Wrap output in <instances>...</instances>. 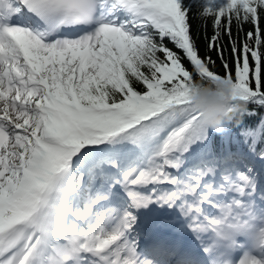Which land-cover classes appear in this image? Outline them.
Here are the masks:
<instances>
[{
    "label": "snow or ice",
    "instance_id": "6c2138e0",
    "mask_svg": "<svg viewBox=\"0 0 264 264\" xmlns=\"http://www.w3.org/2000/svg\"><path fill=\"white\" fill-rule=\"evenodd\" d=\"M194 2L224 75L184 0H0V264H264V0Z\"/></svg>",
    "mask_w": 264,
    "mask_h": 264
},
{
    "label": "clouds",
    "instance_id": "9594fccd",
    "mask_svg": "<svg viewBox=\"0 0 264 264\" xmlns=\"http://www.w3.org/2000/svg\"><path fill=\"white\" fill-rule=\"evenodd\" d=\"M190 102L204 126L218 135L245 111L244 103L233 99L231 85L219 81H197L190 89Z\"/></svg>",
    "mask_w": 264,
    "mask_h": 264
},
{
    "label": "trees",
    "instance_id": "16d2710c",
    "mask_svg": "<svg viewBox=\"0 0 264 264\" xmlns=\"http://www.w3.org/2000/svg\"><path fill=\"white\" fill-rule=\"evenodd\" d=\"M184 3L191 9L189 12L188 22L190 25V35L194 41V44L196 48L198 49V53L201 57H211L212 61H214V65H210V70L220 74L224 75V69L222 67L220 59L217 57V54L215 51H208V38H210L213 35V20L211 17L207 18L206 20L200 17L199 15V7L194 2V0H184ZM262 27H264V22H262ZM252 26L250 24H245L243 26V31L237 33V28L235 23H233V35L236 36L237 34L240 36V38H243L244 34L251 30ZM221 43L225 46V48H228V37L223 36ZM165 44L168 48L172 49L174 52H176L178 55L181 56L183 65L187 70L190 72H193V75L195 77V72L193 69V66L191 63L184 58V54L181 50L176 49L175 46L170 41H165ZM162 56V54H160ZM227 58L229 62L231 63V55L230 53L227 54ZM197 81H199V78L196 77ZM248 124H254L255 121L248 120L246 121Z\"/></svg>",
    "mask_w": 264,
    "mask_h": 264
}]
</instances>
